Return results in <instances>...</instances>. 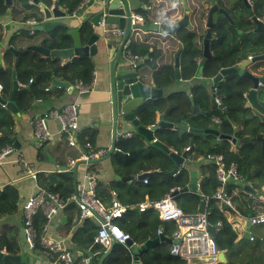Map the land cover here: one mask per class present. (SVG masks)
Masks as SVG:
<instances>
[{
    "label": "crops",
    "instance_id": "1",
    "mask_svg": "<svg viewBox=\"0 0 264 264\" xmlns=\"http://www.w3.org/2000/svg\"><path fill=\"white\" fill-rule=\"evenodd\" d=\"M88 1L89 0H84V2H82L77 7L78 11L76 10L72 15L68 14L69 17L67 19H56L52 20V22H66L68 28L81 27L82 20L80 21V19H84V12L87 11ZM53 2L51 6L53 5ZM130 2L131 10L133 13H139L141 9L140 6H144L145 8H147V10L149 9V7L141 0H131ZM29 4L34 5L30 1ZM81 5L83 6L80 8ZM59 7L62 11L66 12L65 8H63L61 5ZM38 9L41 12L39 7ZM180 18L181 16L178 18V20ZM30 19L32 18H29L23 22L14 20V18L12 17V5L7 6L6 12L0 15V26L2 27L3 34V37L0 40V43L2 45L0 48L1 69L6 68L7 66L8 58H6L5 56L7 50L13 51V56L11 57V60L13 62H17L20 56L22 59V50L24 48L23 42L26 41V36H24V34H27L28 36L33 37L34 39L39 38V35L35 33L30 34L28 32L30 25L27 23V21ZM260 19L264 21V17ZM91 27L93 31L98 32L99 39L96 42V53L93 56H89L91 57L94 63V73L92 81L93 90L90 93L86 95H77L75 88H73L72 92L70 93L67 89L63 87L53 85L51 80L49 86L45 89V91H39V93L41 94L46 92L49 95L46 97L34 96L31 102V107L28 110L22 111L17 107V116L12 114L9 110H5L7 111V113H10V116L14 123L13 134L11 136V138H14V142L6 144V146H12L13 150L0 160V252H2L3 254L16 255L20 257V260L18 262H10L12 264H19L22 262H25L26 264L49 263V260L45 258L44 255H37L35 257L32 256L31 249L27 246L24 235L22 233L23 220L21 206L29 197L34 195L40 187L37 181L38 174H44V176H46L48 180V174L52 175L53 182H51L50 180L49 182L54 183L58 178V175H56V173L63 171V168L65 170V167H58V160L64 161L69 166L68 162L70 159H72L75 161V165L69 166V168L72 172L75 189H77L80 184H86L85 174L86 172L90 171L88 169V163H85L80 159V156L84 151L83 146L80 144L81 139L88 140L96 148H104L107 149L109 152L112 145H115L116 148V143L118 141L132 140L136 137L135 135H137L136 128L131 123L124 122L120 117L117 118V121L114 120L109 97L108 85L110 81V67L115 55L117 54L122 39L117 36H107L105 32L104 33L106 34V36L104 34V37L102 35V28L100 26L94 28L91 25ZM108 28L111 29L115 27L112 25H108ZM139 33L140 34L136 37L137 39H149L147 38L148 35L142 32ZM189 34L190 29L182 26L178 28L174 35L171 36L177 39L180 46H182L181 50H183L184 44L189 43ZM48 35L49 33L43 32V35L41 37L44 36L46 38ZM130 38L131 36L129 35L127 43L130 41ZM108 42H111V44L108 45ZM30 46H28V48ZM128 50V48L126 50L123 47L122 54L116 62V69L118 70L120 65H126L127 67H130L131 70L139 68L137 69V72L142 81L147 82L149 84L153 83V76L151 75L152 72L150 71L153 68L152 63H154L155 57L153 49H149L150 52L153 53L149 62L143 63L142 58V60L137 61L135 66L133 67L131 66L126 57ZM211 52L213 53V57L209 61L208 66L205 68L202 78L190 80L194 76L198 64L196 63L194 67H189L187 59L181 55L182 51H180L179 72L181 79H174V82L171 84V86L164 88L162 91V95L167 97V100L173 104V108L170 109L168 115L166 110H157L155 111L154 115V122L158 121L159 115L162 114V118L164 121L174 123V128H161L160 130H158V132H155V137L160 140L161 133H165L166 130L176 131L182 140H192L198 142H207L211 140L214 142H218L224 138L223 136H226V138L224 139H227L230 143L231 150L234 152H238V149L243 145V143L239 142L236 136L233 134L223 133V135H221L218 129H216L218 124H221V121L215 115H212L210 119L214 124H216V126H214L213 124L211 125V127L208 128L214 129L216 131L214 133L194 134L176 129L177 125L180 124L182 121H186L187 125L190 127L198 128L195 126L198 117H200L201 115H205L204 112H197L193 115L191 114L192 104L189 100V97L185 94V90L187 88H190V94L193 95L194 100H197L196 98H202V100L206 99L204 98L203 90H207L210 98L214 97L213 88H216L215 84L209 82L205 88H200L199 84L203 82V78H213V76L217 72V67L220 66L219 63H223L222 65L226 66L227 63L231 60V57H229L225 53V51L222 52L221 58L217 57L214 54L213 50ZM262 53L264 52H259L257 53V55ZM39 55L43 58L40 53ZM255 55L256 53L252 52L248 56ZM200 57H202V55ZM66 62L67 61L62 60V64ZM16 71L17 70H14L13 72L15 76L18 75V71ZM52 79H59L63 82H66L57 77H53ZM33 82L34 78L30 77L28 84H32ZM66 83L73 87V84L69 82ZM18 85L19 88L24 86L21 82H18ZM229 86L232 89V93L238 97V104H240V106L234 105V107L229 110L227 116L228 124L224 126V131L227 132L231 128H234L239 131L241 129L245 130L243 124L247 120V110L256 112L261 118H264V115L258 113L254 109L246 108L247 100L243 98L244 93L241 90H243V88L249 87V82L242 84L240 83L239 79L236 78L230 81ZM239 92H241L242 96L241 94H239ZM216 94L222 102L220 105L215 101L216 106L222 107L223 110H226L223 106V98L218 93L217 88ZM198 100L199 101H195L196 106L200 110L206 111L203 107L205 102H201L200 99ZM261 100L264 105L263 95L261 96ZM68 103H74L76 105L77 123L80 128V133L78 136L79 144L76 147L68 146L65 138L60 135L59 119L50 118L47 121L50 136L45 142H43V144L38 145L31 124L32 119L39 114L47 113L49 111H59L64 105ZM181 116H185V120H181L179 122L174 121L180 118ZM150 125L151 124L146 126ZM129 133H131L130 136L127 135ZM245 137L247 138L248 142L253 141L252 137L248 134H246ZM263 139L264 136L260 138L259 146L257 145L258 151L262 156H264ZM142 141L146 147V150H148L150 148V143L147 142L144 138ZM161 142L165 144L168 148H170L172 151H174L165 142ZM40 150L45 155L43 159L39 158ZM186 152L188 153L187 158L183 163L184 166H182L179 169V172L175 175L171 174V170L175 166H173L172 169L165 171L155 169L149 171H141L133 175H124L122 173V167L116 164V162L112 160L110 156L104 158L101 161H98V164L96 165V170L94 172L90 171L95 176L97 182H102L108 186L112 185L110 189L111 194L112 192H114L115 198H117L118 201H120V203L125 206V212L123 216L119 219L118 224L123 230L130 233V239L133 240L136 246L139 247L143 245L144 242H146L147 240L155 239L159 235L158 231L161 230L162 232V225L157 224V219L160 220L158 218L157 212L153 211L151 208H148L145 211H140L139 205L141 203H151L153 201H156L159 198H162L163 196L168 194L169 190L172 188L175 189L188 186L191 180L189 175L190 170H196L197 172L196 183L198 192L200 191V169L202 167H208L212 165V163L207 160L205 156H200L195 160H191L190 152ZM128 156L129 155L127 154L126 157ZM129 158L131 157L129 156ZM18 159L24 160L29 166L33 167L34 171L36 172V179L31 178L29 175L25 174L22 171V168L17 163ZM144 165H148V162L144 161ZM258 165L252 164V166H250L249 168V171L253 169L258 170ZM74 168L75 173H73ZM150 171H159L160 173L148 176L147 183H144L143 180L138 179V176L142 172ZM127 176H132V178L126 180L122 179L123 177ZM44 182L45 181L42 180L41 183L44 184ZM227 182H232L233 184H240L243 189L244 185H247L248 190L244 189V192H240L237 187L231 188V193H229L228 195L232 201V207L227 206L218 200V206L220 210L225 216L228 224L236 232L237 235L232 249H221L222 252L220 253L219 257L220 264H264V223L258 225L251 224L250 228L246 227L247 220L250 217L259 213H264V182H262L261 179H259L258 177L248 182H244L243 180L235 181L233 179H229V181ZM259 183L261 185L263 184L261 188L262 193H259ZM187 192L192 193L194 191ZM45 226V237L48 239L60 241L64 245L68 253L72 256L73 261L76 262L77 256L81 257L79 260H77L78 263H81L82 259L84 258L87 259L88 262L89 258H91L92 262L96 257L97 253L92 252L90 249H88L87 245L84 243V240L88 228H98L99 221L97 218H80L79 212L74 203L69 202L64 208L57 210L47 220ZM254 226L258 227L257 232H261L260 239L257 241L256 249L253 252H245L244 246L246 245L242 244H245L247 241L251 243L256 242L255 237L251 232V229ZM246 230L250 232V236H252L253 239L243 238ZM172 233L173 232H171L170 236H164L167 238H171ZM162 244L163 242L159 241L158 243H155L153 245L152 249L147 250V252L145 253H142L139 258V264H164L158 261H151V258L154 256L153 252L156 249V245L159 246ZM101 258L99 259L98 264H100ZM131 264H134L132 260Z\"/></svg>",
    "mask_w": 264,
    "mask_h": 264
},
{
    "label": "trees",
    "instance_id": "2",
    "mask_svg": "<svg viewBox=\"0 0 264 264\" xmlns=\"http://www.w3.org/2000/svg\"><path fill=\"white\" fill-rule=\"evenodd\" d=\"M44 5L50 7L53 0H39ZM59 4L65 8L66 13L72 15L77 7L84 0H58ZM145 3L149 9H140V14L143 16L144 21L156 22L161 21L174 22L184 13L182 2H184L189 8V22L192 25L190 34L188 35L189 43L184 44L181 55L187 59L188 66L194 67L197 63L196 59L202 55L203 52V38L206 32L205 29V18L209 7V0H141ZM251 4L252 13L258 17H264V0H248ZM0 15L6 12V5L3 0H0ZM217 5L220 8H224L229 17H225L222 13L216 12L214 14V23L211 28L212 38L210 41V50L214 51V54L221 58L222 51L231 57L230 62L227 64L232 65L240 59H245L252 52L261 53L264 52V33L259 36L242 35V32L253 29L254 24L250 20V15L247 8L244 6L242 0H216ZM59 5V6H60ZM12 17L14 20L19 22L26 21L29 18H34L38 23H43V15L35 5H30L29 0H13L12 4ZM68 28L65 26H58L54 28L49 35L45 38L43 32H34L39 35V38L34 39L33 37L26 36V41L23 42V57L21 56L17 62H13L11 57L13 51H6V58H8L7 66L4 69L0 67V83L2 84V96L8 98L11 94L13 87V72L18 71V75L15 76L18 82H21L24 86L17 90L15 95V105L22 111H26L31 107V102L34 96L46 97L49 94L44 92L43 94L39 91H45L49 86L50 81L53 77L60 78L66 82L74 84L75 81H81L84 84H91L93 81L94 63L91 57H74L66 63L62 64V60L59 58L40 57L39 53L29 49L30 45H42L47 49H65L70 48L73 45L72 38L67 34ZM93 29L88 21L81 24L80 34L83 42L89 38L92 34ZM140 33L134 30L130 33V41L128 42L127 48L130 50L132 55L145 58L150 48L153 49L155 54L152 72L153 81L160 88L171 85L175 79V73L173 68L174 54L180 46L177 39L171 35L161 36L156 33H147V38L140 40L136 37ZM142 34V33H141ZM152 36V37H151ZM2 27L0 26V40L2 39ZM111 42H108L110 45ZM27 48V49H26ZM37 57V59H36ZM224 66H218L217 70ZM139 69V68H137ZM16 71V72H17ZM30 77L34 78L32 84H28ZM233 75L226 76L224 81L216 83L218 93L223 98L222 107L214 106L209 97L207 90H203L204 100L200 99L201 102H205L203 107L207 111L205 115L198 117L196 121V127L198 129H208L214 123L210 119L212 115L218 117L221 124L217 126L219 133H229L236 136L239 142L243 145L238 149V152L231 150V145L228 142L226 136L218 142L207 141L198 142L192 140H182L176 131L166 130L165 133H161L160 140L165 142L178 154L185 152V148L189 147L190 159L195 160L200 156H206L207 154H220L223 156L226 166L232 163L237 164L238 172L243 177L244 182L256 179L257 177L264 182V156L260 155L258 147L260 144V138L264 136V118H261L256 112L248 111L247 120L244 122V129L236 130L231 128L229 131H224V126L228 124V112L234 105L238 104V97L232 93V89L229 86V80L233 78ZM218 85V86H217ZM200 88H202L200 86ZM214 89V88H213ZM264 96V89H261ZM241 94V92H239ZM242 96V94H241ZM237 99V101H236ZM154 100V101H153ZM238 106V107H239ZM173 108V104L167 100V97H159L156 100L152 99L146 103L144 108L141 110L139 115L140 121L143 125H153L155 111L166 110L167 115L170 109ZM7 109L0 106V149L5 147L6 144L11 143V136L13 134V120L10 113L5 111ZM185 116L174 120L179 122L185 120ZM150 125V126H151ZM195 128V127H194ZM161 129V128H160ZM158 129V130H160ZM169 129V128H164ZM158 130L156 132H158ZM248 134L252 137L253 141L248 142L245 135ZM136 137L132 140H120L116 143V148L123 153H127L131 158L123 157L117 154H111L110 158L116 162L123 169L124 175H133L141 171L149 170H170L175 166L173 159L163 150L150 144V148L146 150L141 135H135ZM159 140V139H158ZM159 140V141H160ZM85 141L80 140V144L83 145ZM143 153V154H142ZM188 153V152H187ZM44 153L39 151V158L43 159ZM134 157V158H133ZM144 161L148 162V165H144ZM58 167H65V170L57 172V180L54 183H50L44 174H38L37 181L40 188L47 192L57 194L60 198L66 199L75 190L74 180L72 172L69 166L64 162L58 160ZM98 163L91 161L88 163L89 170L94 172ZM258 165V170L253 169L249 171L250 166ZM261 167V169H260ZM200 191L199 192H182L177 194L174 199L177 205L188 213L198 212V208L202 201H205V210L212 225H215L218 221L222 223L221 227L217 229L215 241L217 247L221 249L230 250L233 248L236 240V232L228 224L225 216L218 206V200L213 198V195L219 188V184L216 180V172L214 165L208 167H202L200 169ZM43 181V183H41ZM260 184V183H259ZM263 185V184H262ZM262 185H258L259 193H262ZM111 186H108L102 182L96 180V197L98 201L105 206H108L111 202ZM237 187L240 192H244L243 187L240 184H233L227 182L224 186V190L227 194L231 193V188ZM205 197H208L205 200ZM69 206V205H68ZM67 206V207H68ZM47 223L46 218L41 212H37L33 216V227L36 231V239L34 246L31 249L32 256L44 255L50 261L57 259L56 255L46 251L40 242L41 234L43 233L44 226ZM157 224L162 225V234L171 235L174 231V226L170 222H164L157 219ZM97 228H88L85 237V244L87 248L92 252H96L97 255L90 264H98L99 259L106 252V248L93 243V236L96 233ZM125 231V230H124ZM45 237V231L43 233ZM169 244L163 242L162 245L157 246L154 250V256L151 261H158L164 264H186L184 260L177 256H173L169 251ZM81 257L77 256V260ZM131 253L125 245L116 243L111 252L106 256L103 264H131ZM0 264H12L10 262H4L0 260ZM19 264H26L25 262ZM220 264V263H219Z\"/></svg>",
    "mask_w": 264,
    "mask_h": 264
},
{
    "label": "water",
    "instance_id": "3",
    "mask_svg": "<svg viewBox=\"0 0 264 264\" xmlns=\"http://www.w3.org/2000/svg\"><path fill=\"white\" fill-rule=\"evenodd\" d=\"M32 4L37 5L41 13L43 15V23L36 22L35 25L32 26L34 32H51L54 28L62 25L67 27L66 22H52V20L56 19H67L69 16L65 11H62L59 7V1L54 0L53 5L48 7L44 5L39 0H29ZM131 0H89L87 2V11L84 12V19H80L81 24L85 21H88L94 28L101 27L102 35L104 36V32L108 30V25H112L115 28L123 29L125 34L121 40V44L118 48L117 54L115 55L111 67H110V81H109V97L111 102L112 115L114 120L117 121V118L120 117L124 122L131 123L136 128V133L141 135L147 142L158 147L159 149L166 152L174 161L175 167L171 170V174L175 175L179 172V169L184 166L183 163L187 158V152H183L182 154L175 153L170 148H168L165 144L159 141L155 137V132L160 128H174V123L166 122L162 118V114L159 115V120L156 121L151 126H145L141 123L139 115L141 110L144 108L146 103L152 99H156L162 97L163 89L156 85L155 82L149 84L147 82L142 81L140 78L137 69L131 70L130 67L126 65H120L119 69H116V62L120 58L125 42L128 40L131 31L137 30L138 32H142L144 34L147 33H156L161 36L166 35H174L178 28L184 26L192 29V25L189 22V8L188 6L182 2L184 13L181 18L174 22H166L161 21L159 23L144 21L143 23L131 25L130 15L132 13L131 10ZM209 7L205 18V35L203 38V52L202 57L197 58L198 67L194 73V76L190 79H201L204 73L205 68L208 66L209 61L213 57V53L210 50V41L212 38L211 28L214 23V14L216 12L222 13L225 17H229L227 11L224 8H220L216 0H209ZM244 6L247 8L250 20L253 22V29L242 32V35H251L259 36L261 33H264V21L258 17H256L252 13L251 4L248 0H242ZM4 5L11 6L13 4V0H3ZM141 9H146L144 6H140ZM89 9V10H88ZM78 11V10H77ZM72 17V16H70ZM103 21L104 25L102 26L100 22ZM68 28V27H67ZM81 27H73L68 28L67 34L72 38L73 45L70 48L65 49H47L42 45H31L29 48L40 53L43 57L49 58H59L61 60L69 61L74 57H82V56H93L96 53V42L99 39L98 32L93 31L86 42H83L81 34ZM106 36V34H105ZM104 36V37H105ZM0 43V48H1ZM182 46H179L178 50L174 54V73L175 79L180 80V72H179V55ZM112 55V54H111ZM152 52L143 58V63H147L150 61ZM1 58V55H0ZM1 67V62H0ZM228 75H233L234 79H239L240 83H250V86L247 88H243V98L247 100L246 108H252L258 113L264 115V105L260 102V94L261 89H264V53L250 56V58L246 57L245 59H240L236 61L234 64L228 67H221L217 70L216 74L213 78L207 77L203 78V82L199 84L202 88L206 87L209 82L213 84L224 81L225 77ZM189 80V81H190ZM52 84L55 86H60L67 89L70 93L73 90V87L63 82L59 79H52ZM203 84V85H202ZM19 89L18 82L16 80L15 74L13 73V87L11 90V94L8 98H4L2 93L0 92V106L9 110L12 114L18 115V108L15 105V95L17 90ZM177 93V92H176ZM185 94L189 97V100L192 104L191 114H196L197 112L206 111L200 110L196 104L192 94H190V88L185 90ZM165 97V96H164ZM211 103L216 106L214 97L210 98ZM216 126V124H214ZM177 130H181L184 132H190L194 134L201 133H214L216 132L214 129H198L194 127H190L187 125L186 121H182L177 125ZM11 142H14V138H11ZM264 143V139H263ZM111 154H117L120 156H127L126 153L121 152L120 150L115 148V145H112L108 154L103 157L94 159L92 161L98 162L107 158ZM186 167V166H185ZM64 170V168H63ZM73 173H75V168L73 169ZM160 173L159 171H150V172H142L138 179L143 180L148 176H152ZM190 184L188 186H184L183 188H179L176 190L172 196L175 197L177 194L187 191L198 192L197 183H196V170H190ZM48 178L51 182H53L52 175L48 174ZM132 176L123 177L122 179H131ZM244 189L248 190V186L244 185ZM250 190V189H249ZM205 211V201L200 203L198 208V212L202 213ZM246 227H251V220L248 219L246 223ZM209 231L211 235L215 238L217 228L215 226L210 225ZM244 239L250 238V232L248 230L245 231ZM166 242L168 244L171 243V238L165 237L162 233L159 234L155 239L147 240L141 246H136L132 239H129L125 242V246L128 248L130 253L132 254V261L134 264H139V258L142 253L147 252L153 248V245L158 242ZM116 243L113 241L110 247L106 250L105 254L100 260V264H102L103 259L111 252L114 245ZM223 254V253H222ZM90 255V254H88ZM0 260L8 261V262H18L20 260L19 256L3 254L0 252ZM89 263H91V258H89Z\"/></svg>",
    "mask_w": 264,
    "mask_h": 264
},
{
    "label": "built area",
    "instance_id": "4",
    "mask_svg": "<svg viewBox=\"0 0 264 264\" xmlns=\"http://www.w3.org/2000/svg\"><path fill=\"white\" fill-rule=\"evenodd\" d=\"M83 5H81L80 8ZM130 18L131 25L144 22L143 16L139 13L132 12ZM27 23L30 25L28 32L33 34L34 31L32 26L36 24L35 19L32 18L28 20ZM100 24L103 26L104 22L101 21ZM105 33L107 36H117L122 39L125 31L119 28H111L106 30ZM127 46L128 43L126 41L124 44L126 50ZM126 57L132 67L135 66L137 61L142 60V57L132 55L129 50L127 51ZM248 58H250V56H248ZM73 88L76 89L77 95H86L93 90V85L92 83L84 84L81 81H75ZM2 89L3 87L0 83V92H2ZM213 90L215 101L221 105L222 102L216 94V88ZM50 118L59 119L60 135L65 138L68 146L76 147L79 144L78 136L80 133V128L77 123L76 105L74 103H68L59 111H49L47 113L39 114L32 119L31 124L38 145L43 144V142H45L50 136L47 125V121ZM127 135L130 136L131 133ZM82 146L84 151L82 152L80 159L85 163L103 157L108 153L107 149L96 148L90 141H85ZM12 150V146H6L1 149L0 160ZM185 150L188 151L189 147H186ZM174 152L177 153L176 151ZM205 158L214 165L216 180L219 184V189L215 192L213 198L232 207V201L229 195L225 192L224 186L229 179L235 181L243 180L238 172L236 164L232 163L229 166H226L223 156L220 154H207ZM17 163L25 174L36 179V172L33 167L29 166L22 159H18ZM68 163L69 166L75 165V161L72 159H70ZM85 178L86 184H80L79 187L66 199H62L57 194L47 192L39 187L36 193L22 204V233L26 244L30 249L34 246L36 239V231L33 227L34 214L39 211L44 215L46 220H48L57 210L64 208L69 202L76 205L80 218L98 219L99 226L93 236L94 244L103 246L107 249L113 241L125 245V242L131 238L130 233L124 231L118 224L119 219L125 212V206L115 198L114 192L111 194V202L108 206L100 203L96 197L95 176L88 171L85 174ZM143 181L144 183H147L148 179L144 178ZM178 189L179 188L170 189L168 194L151 203H141L139 205L140 211H145L148 208H151L153 211L157 212L158 218L161 221L170 222L174 225L171 243L169 244L171 255L179 257L184 260L186 264H219V257L222 250L217 247L216 241L208 229L212 224L209 222L206 211L202 213H188L182 210L172 196V194ZM207 199L208 197H205V200ZM249 219L251 220L252 225L263 224L264 213H259ZM221 225L222 223L218 221L212 226H215L218 229ZM45 230L46 226L44 227L43 233ZM43 233L40 237L41 245L46 251L57 256L56 260L50 261L48 264H73L72 256L68 253L64 245L58 240L44 237ZM161 233V230L158 231V234ZM250 239H253L252 236H250ZM77 264H89V262L84 258L81 263Z\"/></svg>",
    "mask_w": 264,
    "mask_h": 264
},
{
    "label": "rangeland",
    "instance_id": "5",
    "mask_svg": "<svg viewBox=\"0 0 264 264\" xmlns=\"http://www.w3.org/2000/svg\"><path fill=\"white\" fill-rule=\"evenodd\" d=\"M237 87H239V86H237ZM257 228H258L257 226H254L251 229V232H252L253 236L255 237L256 242L251 243V242L247 241L245 244H242V245H246V246H244L245 252H250L251 253V252H253L256 249L257 241L260 239V235H261V232H257Z\"/></svg>",
    "mask_w": 264,
    "mask_h": 264
},
{
    "label": "flooded vegetation",
    "instance_id": "6",
    "mask_svg": "<svg viewBox=\"0 0 264 264\" xmlns=\"http://www.w3.org/2000/svg\"><path fill=\"white\" fill-rule=\"evenodd\" d=\"M209 2H210V1H209ZM216 3H217V2H216ZM222 52H224V50H223ZM222 64H223V63H219L220 66H223ZM228 66H231V65L227 64V65L224 66V67H228ZM225 79H226V77H225ZM232 79H234V77L231 78V79L229 80V83H230V81H231Z\"/></svg>",
    "mask_w": 264,
    "mask_h": 264
}]
</instances>
